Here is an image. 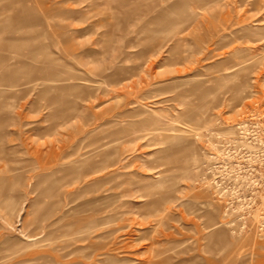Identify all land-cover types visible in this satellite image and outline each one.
<instances>
[{
	"label": "rangeland",
	"instance_id": "1",
	"mask_svg": "<svg viewBox=\"0 0 264 264\" xmlns=\"http://www.w3.org/2000/svg\"><path fill=\"white\" fill-rule=\"evenodd\" d=\"M251 113L264 0H0V264H264Z\"/></svg>",
	"mask_w": 264,
	"mask_h": 264
},
{
	"label": "built area",
	"instance_id": "2",
	"mask_svg": "<svg viewBox=\"0 0 264 264\" xmlns=\"http://www.w3.org/2000/svg\"><path fill=\"white\" fill-rule=\"evenodd\" d=\"M257 113H251L247 117V138L253 141V139L263 138L264 125L261 123L260 116Z\"/></svg>",
	"mask_w": 264,
	"mask_h": 264
},
{
	"label": "bare ground",
	"instance_id": "3",
	"mask_svg": "<svg viewBox=\"0 0 264 264\" xmlns=\"http://www.w3.org/2000/svg\"><path fill=\"white\" fill-rule=\"evenodd\" d=\"M81 234V233H80ZM226 235V234H225ZM164 262V261H163Z\"/></svg>",
	"mask_w": 264,
	"mask_h": 264
}]
</instances>
